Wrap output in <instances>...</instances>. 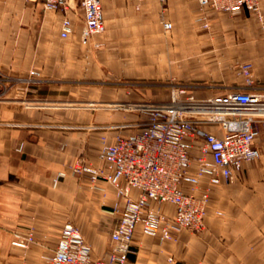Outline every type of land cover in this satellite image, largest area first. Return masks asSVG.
Instances as JSON below:
<instances>
[{"label":"crops","instance_id":"obj_1","mask_svg":"<svg viewBox=\"0 0 264 264\" xmlns=\"http://www.w3.org/2000/svg\"><path fill=\"white\" fill-rule=\"evenodd\" d=\"M102 2L106 30L93 38L102 43L96 48L81 43L80 26L62 38L61 15L41 2L0 0V264H49L43 254L68 222L95 259L108 253L119 218L115 189L105 181L91 186L72 165L80 157L98 163L104 137L140 129L146 115L118 104L164 101V91L169 100L172 83L193 85L189 93L199 98L225 94L243 83L236 68L248 60L264 87V30L254 12L227 18L207 7L202 21L197 0H168L167 31L159 0ZM260 7L264 17V0ZM258 124L259 159L233 180L202 179L199 193L211 187L205 230L161 241L138 226L131 264H264V118ZM165 209L174 212L172 204ZM30 228L48 240L29 249L13 244L16 232Z\"/></svg>","mask_w":264,"mask_h":264},{"label":"built area","instance_id":"obj_2","mask_svg":"<svg viewBox=\"0 0 264 264\" xmlns=\"http://www.w3.org/2000/svg\"><path fill=\"white\" fill-rule=\"evenodd\" d=\"M28 1L41 2L45 11L61 15L62 38H69L80 26L82 44L96 48L102 45L93 42L106 30L102 0ZM135 1L140 6L145 0ZM159 1L163 26L169 31L173 22L166 18L168 0ZM197 2L203 12L207 7L226 13L247 9L258 16L264 28L260 0ZM199 19L204 21L206 16ZM203 25L207 27L208 23ZM252 69L251 61L240 62L238 74L243 83L219 96L199 98L189 93L193 85L172 83L169 100L135 105L146 115L138 131L117 133L112 141L104 137L98 163L80 157L72 165L73 173L86 176L91 186L105 181L115 189L114 211L119 218L110 234L108 253L95 259L79 227L68 222L52 252L43 254V258L49 264H131L129 255L136 253L133 239L138 226L161 241L176 240L182 230L203 232L211 187L199 193L202 179L208 176L212 184L223 178L233 180L245 163L256 161L262 154L255 141L261 133L258 123L264 118V87L257 86ZM31 74L40 76L37 70ZM168 203L174 206L173 214L165 209ZM47 240V234L30 228L16 232L13 244L29 249Z\"/></svg>","mask_w":264,"mask_h":264},{"label":"rangeland","instance_id":"obj_3","mask_svg":"<svg viewBox=\"0 0 264 264\" xmlns=\"http://www.w3.org/2000/svg\"><path fill=\"white\" fill-rule=\"evenodd\" d=\"M199 6V5H198ZM199 9V11H200V13H201V15H200V17H202V16H204L203 15V11L200 9V7L198 8ZM239 12H234V13H231V14H226V17L227 18H233V17H237V14H238ZM241 14V13H240ZM242 19L244 20V21H246V22H249V20L250 19H247V17L242 13ZM203 28H205V27H203ZM263 30H264V28H263ZM165 34H167V35H169L170 33L169 32H164ZM261 35H264V31L263 32H261ZM139 55V53H137V51L136 52H133V55ZM248 61H251V60H248ZM236 70L238 71V65H237V68H236ZM252 74H253V71H252ZM164 94H165V96H164V100L165 99H167V98H169V91H164ZM117 107H119V108H121V109H126L127 111H130V112H132V113H134V112H142V111H139V108L137 107V106H135L134 104H127V105H123L122 103H120V104H118V106ZM142 113H144V112H142ZM145 115V114H144ZM115 125V124H114ZM109 126L108 128L110 129V130H112L115 126ZM116 126H117V124H116Z\"/></svg>","mask_w":264,"mask_h":264},{"label":"water","instance_id":"obj_4","mask_svg":"<svg viewBox=\"0 0 264 264\" xmlns=\"http://www.w3.org/2000/svg\"><path fill=\"white\" fill-rule=\"evenodd\" d=\"M246 11L248 12V10L246 9Z\"/></svg>","mask_w":264,"mask_h":264}]
</instances>
